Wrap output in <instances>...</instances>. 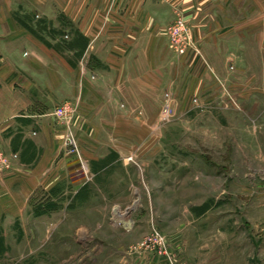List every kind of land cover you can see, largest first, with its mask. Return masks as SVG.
Returning a JSON list of instances; mask_svg holds the SVG:
<instances>
[{
	"label": "rangeland",
	"instance_id": "rangeland-1",
	"mask_svg": "<svg viewBox=\"0 0 264 264\" xmlns=\"http://www.w3.org/2000/svg\"><path fill=\"white\" fill-rule=\"evenodd\" d=\"M220 1L225 27L250 11L253 23L204 38L212 17L198 31L178 0L163 32L173 70L134 102L52 5L0 0L1 33H33L62 70L29 75L14 54L25 79L59 86L0 139V264H264V2L237 0L236 14ZM178 19L184 54L167 33Z\"/></svg>",
	"mask_w": 264,
	"mask_h": 264
},
{
	"label": "crops",
	"instance_id": "crops-1",
	"mask_svg": "<svg viewBox=\"0 0 264 264\" xmlns=\"http://www.w3.org/2000/svg\"><path fill=\"white\" fill-rule=\"evenodd\" d=\"M37 1L41 8L51 5L54 7L59 13V19H64V23L68 24L65 27L69 29L68 37L73 40H85L84 53L96 55L102 71L107 72L105 77L109 76L117 86H124L132 96V101L138 102L140 99L136 97L150 92L157 80L156 72L173 70V64L169 62L171 53L163 32L173 20L174 6L178 0ZM180 1L185 18L192 27L198 28V24L208 25V18L212 17L213 26L204 38H215L217 33H222L223 30L237 31L238 28H243V22L253 23L250 11L249 16L245 14L244 20L226 18L229 24L225 27L220 0H192V4L190 0ZM229 2L237 14V7L241 5L237 0ZM246 5L248 1L245 2ZM9 23L11 25L6 26L3 34L0 31V139L5 149L14 142L15 129L24 132V128L29 124L28 119L38 116V109L32 108L33 102L39 101L37 92L59 86L54 81L33 82L25 79L18 71V63H13L14 56H18V62L22 61V67L29 75L44 71L46 77L56 81L61 77L62 71L45 61V58L56 55L53 50L38 41L33 33L16 30L12 22ZM18 42L24 48L19 47ZM21 52H27L29 58L22 60ZM165 75L167 77V73ZM4 129L7 131L5 136L2 135ZM0 194L4 197L7 192L0 191Z\"/></svg>",
	"mask_w": 264,
	"mask_h": 264
},
{
	"label": "built area",
	"instance_id": "built-area-1",
	"mask_svg": "<svg viewBox=\"0 0 264 264\" xmlns=\"http://www.w3.org/2000/svg\"><path fill=\"white\" fill-rule=\"evenodd\" d=\"M167 33L170 41V46H172L176 53L184 54L185 52H187L188 48H191L192 41L190 39L189 33L180 19L174 21L168 27ZM8 166V161L0 151V168H7ZM151 240L162 242V238L156 232L152 233L151 239H149V243H147V247L151 245Z\"/></svg>",
	"mask_w": 264,
	"mask_h": 264
},
{
	"label": "bare ground",
	"instance_id": "bare-ground-1",
	"mask_svg": "<svg viewBox=\"0 0 264 264\" xmlns=\"http://www.w3.org/2000/svg\"><path fill=\"white\" fill-rule=\"evenodd\" d=\"M117 211V210H116ZM119 216H121L120 214H118ZM118 224V223H117ZM120 224H122L124 227L129 228L131 226V224L129 222H125L123 220H120Z\"/></svg>",
	"mask_w": 264,
	"mask_h": 264
}]
</instances>
